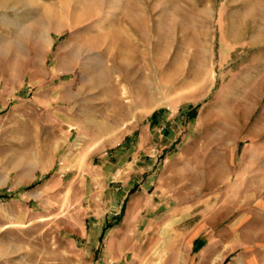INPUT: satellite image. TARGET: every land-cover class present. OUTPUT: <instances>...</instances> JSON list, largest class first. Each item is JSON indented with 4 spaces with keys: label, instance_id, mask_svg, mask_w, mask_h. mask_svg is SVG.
I'll list each match as a JSON object with an SVG mask.
<instances>
[{
    "label": "rangeland",
    "instance_id": "obj_1",
    "mask_svg": "<svg viewBox=\"0 0 264 264\" xmlns=\"http://www.w3.org/2000/svg\"><path fill=\"white\" fill-rule=\"evenodd\" d=\"M0 1V264H264V0Z\"/></svg>",
    "mask_w": 264,
    "mask_h": 264
},
{
    "label": "crops",
    "instance_id": "obj_2",
    "mask_svg": "<svg viewBox=\"0 0 264 264\" xmlns=\"http://www.w3.org/2000/svg\"><path fill=\"white\" fill-rule=\"evenodd\" d=\"M148 127H150V123L148 124ZM144 140V142H143ZM142 142V143H141ZM127 145L130 146V150L128 152H125L123 150L124 148L120 147V149L116 150L114 155V159L117 160L118 164H121L124 162V155L127 153L128 156H132V162L134 165L138 164V160L142 159L143 157L149 158V160H154L153 157H155L156 152H149L146 151L143 152V144H145V137L144 138H136V137H128ZM150 166L148 167H136L132 168V170L125 172L123 175L127 180L133 184L129 185V189L125 190V188H122L121 186L118 188L119 192H116V199L114 200V204L111 206V215L108 216L109 219L112 217L114 220L120 223H131V222H142L145 221V214H148L150 212H158L162 208H164V200L161 198V201H155L156 197H161L160 194L157 192H160L158 189L162 188L163 184L157 182L156 183V177L155 175L157 174V171H151ZM122 170L119 169V171L116 173L119 175L118 181H121V176L122 175ZM151 171V172H148ZM148 172V173H147ZM127 173V174H126ZM127 175V176H126ZM144 175H146L144 177ZM133 178V180H131ZM162 181V180H161ZM162 185V186H161ZM137 186V187H136ZM156 187L155 189V194L152 198L151 201L146 198V195L144 194V191L150 190L152 187ZM135 189L138 193L135 194L133 191ZM168 195L166 196L168 201L170 202V192L167 193ZM165 195V194H164ZM130 237V235H128ZM154 252L157 253H162L163 250H159L154 248ZM182 254L185 255L187 252H184L183 250H179L177 254ZM190 254V252L188 253Z\"/></svg>",
    "mask_w": 264,
    "mask_h": 264
},
{
    "label": "bare ground",
    "instance_id": "obj_3",
    "mask_svg": "<svg viewBox=\"0 0 264 264\" xmlns=\"http://www.w3.org/2000/svg\"><path fill=\"white\" fill-rule=\"evenodd\" d=\"M4 2H6V1H4ZM0 3H1V1H0ZM9 3V2H8ZM3 4V3H2ZM105 19V17H102V19L96 24L97 26L99 25V24H101V22H103V20ZM101 28V27H100ZM54 39V38H53Z\"/></svg>",
    "mask_w": 264,
    "mask_h": 264
}]
</instances>
